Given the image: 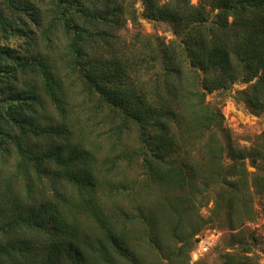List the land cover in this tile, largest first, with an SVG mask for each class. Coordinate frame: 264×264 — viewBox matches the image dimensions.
I'll return each mask as SVG.
<instances>
[{
    "label": "trees",
    "instance_id": "obj_1",
    "mask_svg": "<svg viewBox=\"0 0 264 264\" xmlns=\"http://www.w3.org/2000/svg\"><path fill=\"white\" fill-rule=\"evenodd\" d=\"M237 83L264 112V0H0V264H207L211 229L261 264L264 131L207 100Z\"/></svg>",
    "mask_w": 264,
    "mask_h": 264
},
{
    "label": "rangeland",
    "instance_id": "obj_2",
    "mask_svg": "<svg viewBox=\"0 0 264 264\" xmlns=\"http://www.w3.org/2000/svg\"><path fill=\"white\" fill-rule=\"evenodd\" d=\"M165 1V0H163ZM195 2V0H192ZM136 7L141 11V5L137 4ZM141 28L143 33L152 34L161 37H165L167 40L172 39L174 36L168 24L163 22H149L144 19H140ZM130 26H128L129 28ZM247 84L237 83L229 90H219L208 95L207 100L218 106L221 113L224 116V125L230 130L233 136L238 140L240 146H249L250 141L262 131H264V112L259 115L251 113L243 103L236 101L235 93L238 90L244 89ZM249 171H254L252 167H248ZM202 214L206 216V209L202 211ZM261 223H250L248 225L249 231H253L258 235L259 242L253 247L254 253L258 256L259 262L264 264V227ZM217 229L212 231H216ZM207 232V233H208ZM216 237L213 245L204 256H206L207 264H213L217 261L219 254V248L225 247L229 240V234L227 230H217ZM206 233V234H207ZM192 260L193 256H191Z\"/></svg>",
    "mask_w": 264,
    "mask_h": 264
},
{
    "label": "built area",
    "instance_id": "obj_3",
    "mask_svg": "<svg viewBox=\"0 0 264 264\" xmlns=\"http://www.w3.org/2000/svg\"><path fill=\"white\" fill-rule=\"evenodd\" d=\"M216 231L208 232L206 235L200 238L195 250L192 253L193 259L196 260L209 251L214 243L216 237Z\"/></svg>",
    "mask_w": 264,
    "mask_h": 264
}]
</instances>
